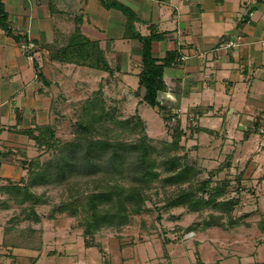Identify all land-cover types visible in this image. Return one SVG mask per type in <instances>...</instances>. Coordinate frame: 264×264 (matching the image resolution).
I'll list each match as a JSON object with an SVG mask.
<instances>
[{
	"label": "crops",
	"instance_id": "1",
	"mask_svg": "<svg viewBox=\"0 0 264 264\" xmlns=\"http://www.w3.org/2000/svg\"><path fill=\"white\" fill-rule=\"evenodd\" d=\"M108 1L0 0L11 30L0 27V183L24 176L15 152L28 147L30 138L19 131L49 115L46 104L61 94L63 71L119 68L137 92L143 88L136 81L142 70L140 39L154 36L156 58L176 54L164 70L161 112L191 115L192 123L184 120L188 141L205 135V150L232 157L231 169L244 179L260 176L264 185V0ZM77 32L99 44L108 68L66 61L64 49ZM229 40L238 45L228 46ZM28 42L34 48L24 52L21 44ZM256 194L260 203L252 216L264 217V194ZM258 226L195 227L188 244L143 239L111 245L108 264H264V223ZM6 227L0 223V264H106L97 246L48 251L43 240L39 248L19 245L6 238Z\"/></svg>",
	"mask_w": 264,
	"mask_h": 264
},
{
	"label": "rangeland",
	"instance_id": "2",
	"mask_svg": "<svg viewBox=\"0 0 264 264\" xmlns=\"http://www.w3.org/2000/svg\"><path fill=\"white\" fill-rule=\"evenodd\" d=\"M101 55L98 56L101 58ZM117 59L122 61V57L117 56ZM62 74L61 94L54 96L51 104H46L51 106L49 115H39L42 123L38 124L36 119L32 123L34 126L30 127H35L37 136L39 125L52 127L55 136L49 145L30 138L29 144H25L28 147L22 145L15 152L18 157L15 164L25 170L24 176L0 183V209L3 210L0 223L3 227L8 225L6 238L9 242L39 248L43 240L48 251L61 250L69 245L75 249L73 245L76 244L86 249L97 246L108 264L110 254L106 249L111 245L116 247L120 243L125 246L133 240L143 239L160 244L164 239L188 244L194 240L192 229L200 225L203 228L206 223L224 228L255 223L259 227L261 220L263 225V215L252 216L260 203L256 192L264 194L260 176L244 179L237 169L230 168L232 157L225 153L222 157L218 151L209 153L202 143L205 135L201 138L193 136L189 141L185 135L178 145L175 144V128L179 121L182 129L189 128L184 123L186 119L192 123L191 115H164L160 110H154L143 101V88L136 92L130 85L131 77L126 78L125 72L119 68L116 72L114 69L112 72L80 69L63 71ZM42 79L46 80V76ZM136 81L138 84V77ZM100 116L101 122L94 123L93 118ZM15 122L18 126V119ZM98 139L116 145L95 162L100 172L72 173L75 169H91L95 173V169L89 166L94 158L89 157L88 145ZM133 145L138 146L134 148ZM144 145L148 148V160L143 163V172L152 168L160 173L158 179L150 182L144 181L141 174V147ZM112 157L117 162L112 163ZM168 166L177 168L169 171ZM179 173L187 174L188 180L167 182L169 176ZM139 177L141 179L136 180ZM27 179L35 181L30 191L39 197L36 205L29 199L21 202L25 198L23 194L8 195L4 189L12 183L27 185ZM116 184L142 190V212L136 214L129 206L125 212L128 215L126 224L117 227L109 222L111 214H117L119 218V208L115 202H106L98 209L101 218L98 224L91 208V196L94 193L106 195ZM216 188L224 191L222 195L217 196ZM179 199L187 202L177 204ZM192 199L211 202L201 204L199 211H192L188 204ZM213 199H216L215 204ZM136 201H141L139 196ZM230 202L233 206L228 210L229 206L223 204ZM239 230L244 231V228Z\"/></svg>",
	"mask_w": 264,
	"mask_h": 264
},
{
	"label": "trees",
	"instance_id": "3",
	"mask_svg": "<svg viewBox=\"0 0 264 264\" xmlns=\"http://www.w3.org/2000/svg\"><path fill=\"white\" fill-rule=\"evenodd\" d=\"M104 2L107 5H110V1L104 0ZM117 6L124 9L126 13L128 12V10L122 7L121 5H117ZM0 27L9 33L11 32L9 23L7 21V13L4 10V7L1 2H0ZM154 38L155 37L152 36V37L140 39L143 43V49H142V70L139 73V84H140V87H143L145 89L143 101L146 102L149 106L153 108H159V110L162 111L164 107L161 105L158 99V95L161 91H163L166 88V84L164 81V70L166 67L174 63L176 59V54L169 52L167 56L161 60L156 58L152 51V42ZM70 44L71 45L65 47L64 49L65 56L68 59H71L72 61L77 62L79 65L89 66V67L98 68V69L108 68V61L105 55L103 54V51L99 48L98 43L92 42L84 38L79 32H77L74 36V39L71 41ZM98 55H101V58ZM101 120H102L101 116L99 118L98 117L93 118L94 123L101 122ZM18 122H21L20 117H18ZM38 127H39L38 130H40L39 136L35 134L36 132L35 127L29 128V129H22L19 132L28 135L29 138L31 139H34L43 144L49 145L50 140L53 139V137L55 136V130L52 127H49V126L46 127V125H39ZM46 129L48 133H46ZM175 129H176L175 144L178 145L179 142H181L183 137L186 135L185 133L186 131L182 129L181 121H179L178 126ZM143 142H145V140ZM146 145L141 147L143 151L142 152L143 155H142V167H141L142 173L141 172L140 173L142 174L144 181L150 182L155 179H158L160 176V173L157 170H154L152 168H150L149 171L145 170L143 172V169H144L143 163H147V160H148V155H147L148 145L147 146ZM52 146H54V144ZM115 146H116L115 144H112L108 141H104L100 139L90 141L88 145V154H89V157H91V159L94 158V161L91 160V163L89 166L95 169V173L93 171H90L91 169H86V170L75 169V170H72L71 172L72 173L73 172H76V173L83 172L84 174L99 173L100 171L96 169L98 165L95 162H99L98 159L103 157V155L108 153V151L110 149H113ZM137 146L138 145H133L134 148H137ZM121 147H125V146L122 145ZM75 158L76 157H74V159ZM123 158L124 157L121 158L122 161H124ZM111 161L112 163L117 162L115 157L111 159ZM24 163L26 164V162ZM173 168H177V167L168 166L169 171H172ZM31 169L32 168H30L29 171L32 174ZM184 172L187 173V171H184ZM140 179L141 177L137 178L136 180H140ZM0 180L2 179L0 178ZM187 180H188L187 174H183V173L171 175L167 178V182H170V183L184 182ZM26 182H27V185H20L18 183H12L10 186L4 187V189L7 193L13 196L23 194L25 198H22L21 202L29 199V200H33L34 204L36 205L39 203V197L35 193H32L30 191V186L34 185L35 181H33V179L31 181L27 179ZM216 189H218L216 190V192H219L217 196L222 195V192H224L220 188H216ZM114 194H116L115 195L116 197H114ZM106 195L94 193L91 196V200H90V203L92 204L91 208L95 211L94 219L98 224L101 223V218H99L98 209L102 204H105L106 202H111V203L115 202L116 204L114 205L116 207L118 206L119 208V213H120L118 214L119 218L117 217V214H111L110 216L112 219H111V222H109L110 224H113L114 226H117V227H121L122 225L126 224L128 219L125 220V218H128V215L125 212L128 210L129 206H132L136 214H139L142 212V209H143L142 208V197H143L142 190L136 186H128V185L122 186V185L116 184V185H113V188L111 187L110 192H108ZM137 196H139L141 201L139 202L136 201ZM215 201L216 199H213L212 203L215 204ZM144 202L145 201H143V204ZM186 202L187 201H184V199H179L177 201V204H185ZM210 202L211 200L204 203L203 201L192 199L190 203L188 204H189V207L193 208L192 211H199L198 208L200 207L201 204L209 205ZM223 205L229 206L228 210H230L231 207L233 206L231 202L225 203ZM210 226L212 225H210L209 223H206L203 226V228H208ZM254 264H257V263H254Z\"/></svg>",
	"mask_w": 264,
	"mask_h": 264
},
{
	"label": "built area",
	"instance_id": "4",
	"mask_svg": "<svg viewBox=\"0 0 264 264\" xmlns=\"http://www.w3.org/2000/svg\"><path fill=\"white\" fill-rule=\"evenodd\" d=\"M263 44H264V41H263ZM227 45L228 46H237L238 45V41H233V40H231V41H229L228 43H227ZM34 45L32 44V43H22L21 44V48H22V50L24 51V52H27V51H31V50H33V47Z\"/></svg>",
	"mask_w": 264,
	"mask_h": 264
}]
</instances>
